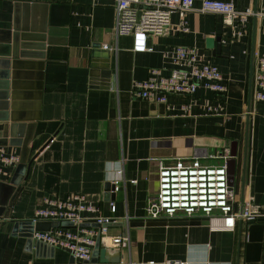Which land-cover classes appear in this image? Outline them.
Returning a JSON list of instances; mask_svg holds the SVG:
<instances>
[{
    "label": "crops",
    "instance_id": "1",
    "mask_svg": "<svg viewBox=\"0 0 264 264\" xmlns=\"http://www.w3.org/2000/svg\"><path fill=\"white\" fill-rule=\"evenodd\" d=\"M203 1L195 0L189 33L179 32L174 12L170 30L148 38L152 51L134 52L132 37L115 34V0H0V35L16 22L47 34L43 59L16 64L23 77L17 102L31 121L20 123L22 136L32 133L27 162L33 161L21 175V148H0L18 158L0 174V183L17 182L1 211L0 264H264V221L239 220L234 231L220 221L182 216L158 222L188 224L129 226L151 222L144 208L158 193L160 163L178 159L198 158L205 165L233 160L235 208L251 198L264 207V102L255 100L264 19L245 24L235 18L229 25L222 15L203 12ZM215 1L233 3L237 12L264 6V0ZM176 47L197 48L205 63L219 69L227 93L219 97L199 87L191 96L169 95L166 103L133 96L132 83L151 69L170 75L166 53ZM2 129L0 123V134ZM71 194L98 210L83 214L80 225L96 233L94 241L100 229L94 219L111 221L100 239L105 262L97 253L94 258L93 248L92 258L79 262L14 231L45 199L63 201ZM203 221L210 223L191 224ZM116 237H127L129 247L111 245Z\"/></svg>",
    "mask_w": 264,
    "mask_h": 264
},
{
    "label": "built area",
    "instance_id": "2",
    "mask_svg": "<svg viewBox=\"0 0 264 264\" xmlns=\"http://www.w3.org/2000/svg\"><path fill=\"white\" fill-rule=\"evenodd\" d=\"M195 0H115L117 37H132L134 52H151L149 37L163 36L171 27V15L180 16L178 30L189 33V14L193 11ZM203 12L222 15L229 25L235 18L247 23L248 19H264V6L237 12L233 3L204 0ZM103 49L111 50L107 46ZM173 69L169 76H162L158 69H151L146 79L134 81L131 94L139 99L166 103L169 95L191 96L199 87L210 90L219 97L227 93L223 76L216 66L205 63L197 48L176 47L166 53ZM255 100L264 102V56L258 58L255 76ZM211 159H219L210 156ZM218 165H205L198 158L178 159L170 165L160 163L159 187L156 196L148 199L144 208L146 221L158 222L173 220L179 216L192 219L201 218L220 221L224 230L234 231L239 220L245 222L264 221V207L255 204L253 198L239 209L235 208V195L229 182L228 158ZM15 154H5L0 150V174L7 167L16 164ZM134 183V182H132ZM115 207L110 205V212ZM98 210L89 204L84 196L71 194L65 200L45 199L34 212L31 221L67 222L74 229H51L47 232H34L32 239L52 248L68 252L76 261L91 259L96 233L80 228L83 214H95ZM100 226V239L107 235L108 218L96 217ZM103 237V238H101ZM111 245L128 248L127 237H116ZM168 264H183L181 262Z\"/></svg>",
    "mask_w": 264,
    "mask_h": 264
},
{
    "label": "water",
    "instance_id": "3",
    "mask_svg": "<svg viewBox=\"0 0 264 264\" xmlns=\"http://www.w3.org/2000/svg\"><path fill=\"white\" fill-rule=\"evenodd\" d=\"M41 30L40 33L32 32L28 25L19 22L14 23L11 31H7L4 35H0V123H3L2 133L0 134V148L20 147L21 154L18 161L19 172L25 173L30 168L33 159L27 162L28 148L32 133H26L22 136V124L31 122L24 117L26 113L20 111L17 99L20 95L21 80L23 77L17 71L18 59L40 60L43 59V51L46 45V33ZM214 39L207 40V43H213ZM219 42V39H217ZM98 57V53L92 52V58ZM21 108V107H20ZM34 126H28L33 128ZM22 136V138H20ZM233 160L228 163L229 182L233 180ZM17 182L11 183L13 186H7L0 183V216L1 211L8 202ZM108 188V187H107ZM114 190V187H110ZM209 224V221L191 222V224ZM188 222H147V223H131L129 226H166V225H186ZM83 228L82 226H79ZM100 227V226H99ZM108 226H106L107 228ZM74 229L71 223L67 222H39L32 221L17 222L14 231H25L23 237L33 240L34 232H47L51 229ZM20 233V232H19ZM38 242V241H37ZM93 256L100 262H105V249L101 248L100 237L98 236L93 247ZM92 258V252H91Z\"/></svg>",
    "mask_w": 264,
    "mask_h": 264
}]
</instances>
